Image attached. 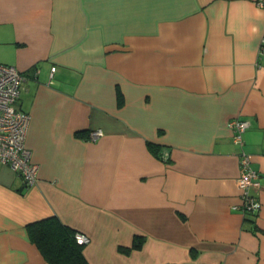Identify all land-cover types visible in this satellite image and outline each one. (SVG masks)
Masks as SVG:
<instances>
[{"label": "crops", "instance_id": "crops-1", "mask_svg": "<svg viewBox=\"0 0 264 264\" xmlns=\"http://www.w3.org/2000/svg\"><path fill=\"white\" fill-rule=\"evenodd\" d=\"M255 1L0 0V63L24 77L38 167L24 187L0 165V264H48L27 231L47 218L88 236L87 264H264ZM233 118L249 123L242 149ZM242 150L260 176L255 215L240 210Z\"/></svg>", "mask_w": 264, "mask_h": 264}, {"label": "built area", "instance_id": "built-area-1", "mask_svg": "<svg viewBox=\"0 0 264 264\" xmlns=\"http://www.w3.org/2000/svg\"><path fill=\"white\" fill-rule=\"evenodd\" d=\"M256 5L264 8V0H256ZM264 55V42L260 48ZM55 68L51 69V73ZM24 77L13 66L0 63V165L21 177L24 187H31L36 182L38 167L31 162V153L26 148L25 139L30 117L18 109L16 103L23 90ZM249 123L233 118L229 122L233 144L243 147V134ZM103 135L101 130L90 134V140L96 141ZM162 162L169 158L167 149H162ZM252 157L243 150L239 154L240 174L236 180L240 191L242 205L240 210L244 215H255L260 209L258 198L253 192L260 189L259 173L252 167ZM75 242L84 246L89 243L88 236L75 233Z\"/></svg>", "mask_w": 264, "mask_h": 264}, {"label": "trees", "instance_id": "trees-1", "mask_svg": "<svg viewBox=\"0 0 264 264\" xmlns=\"http://www.w3.org/2000/svg\"><path fill=\"white\" fill-rule=\"evenodd\" d=\"M154 155L159 160H164L162 149L157 148ZM168 160L169 158L165 159V162ZM27 231L30 240L48 264H87L82 254L83 246L75 242V232L63 226L56 218L28 224ZM138 246L139 242L133 245Z\"/></svg>", "mask_w": 264, "mask_h": 264}]
</instances>
